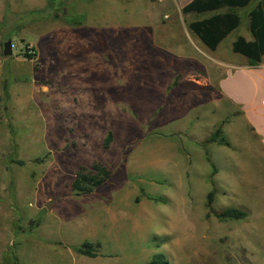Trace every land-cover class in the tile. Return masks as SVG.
Here are the masks:
<instances>
[{
    "label": "rangeland",
    "instance_id": "1",
    "mask_svg": "<svg viewBox=\"0 0 264 264\" xmlns=\"http://www.w3.org/2000/svg\"><path fill=\"white\" fill-rule=\"evenodd\" d=\"M191 1L0 0V264H76L70 249L93 241L114 264H264L259 141L234 106L198 97L248 59L232 49L239 31L202 45L189 24L208 14L184 15ZM62 24L78 34L65 53L49 34ZM220 126L230 146L208 143ZM96 164L110 179L78 195ZM230 208L246 217L215 216Z\"/></svg>",
    "mask_w": 264,
    "mask_h": 264
},
{
    "label": "trees",
    "instance_id": "2",
    "mask_svg": "<svg viewBox=\"0 0 264 264\" xmlns=\"http://www.w3.org/2000/svg\"><path fill=\"white\" fill-rule=\"evenodd\" d=\"M256 0H192L182 8L184 15L197 14L206 15V17L197 19L189 24V29L195 34L200 41L212 52H215L219 45L235 32L241 25L242 17L237 13V10L244 9L251 5ZM250 22V31L254 37L253 41H247L244 37L239 36L233 42V52L248 59L250 66H256L261 63L264 56V0H261L248 14ZM26 44L23 57L34 60L36 54L31 51ZM223 134V126L217 130L208 139V143H219L220 145L230 146V142L221 135ZM113 132H109L104 147L110 148L113 140ZM93 171L96 175H84L82 172L77 174V180L73 184V189L78 192V195L90 194L96 188L107 182L111 173L102 166L96 164L93 166ZM83 185V186H82ZM214 192L209 193L207 207L212 211V203ZM215 216L222 220H240L246 217V213L235 208L225 210ZM211 217V213L207 214V218ZM78 252L89 257L98 256V246L94 244H84L78 248ZM160 255L154 258L147 264H166Z\"/></svg>",
    "mask_w": 264,
    "mask_h": 264
},
{
    "label": "crops",
    "instance_id": "3",
    "mask_svg": "<svg viewBox=\"0 0 264 264\" xmlns=\"http://www.w3.org/2000/svg\"><path fill=\"white\" fill-rule=\"evenodd\" d=\"M47 4H52V3L51 1H47ZM252 4L246 7V8L250 7L248 14L256 6V5L252 6ZM61 11H62V7H60L59 10V13H61L62 15ZM57 14L58 13L55 12L53 17L51 18L57 21H62L65 19L63 15H62L63 16L62 20L59 19ZM72 24L75 25L74 23ZM242 24L243 22H241L240 27L235 31V33L239 31V34H237L236 38L232 41V46H233V42L239 36L244 37L247 41L254 40V37L250 31L249 18L247 17L248 31H246L245 33L240 32V29L242 28ZM79 26H81L79 27V31L81 32L83 38L84 37L87 38V36L92 37V33L90 32L88 33L86 28L83 29L82 24H80ZM76 28H77L76 26L75 27L70 26L69 28H67L64 24H62L61 27L56 28V31L49 32V34L56 33V38H59V42L63 43L64 45L65 48L64 53L66 51V44L68 42L67 41L68 37L70 36L73 37L75 40H77V38H75L78 37ZM247 28H245V30H247ZM73 30H75V32H73ZM223 42L219 45L218 49L223 44ZM70 43H72V41H70ZM82 44H83V46L81 47L83 48L82 53L90 52L91 54V51L89 50L90 47L87 45V40H83ZM218 49L216 51H218ZM11 58L12 57H5L6 59L5 61L9 63V61H11L10 60ZM247 61L248 60H242V63H240L239 65L231 67L232 70L229 69V71L223 72L218 79L216 90L209 88H207L208 89L207 90L206 88H202L199 89V91H201V93L212 92V94L214 95V98L212 97L214 101L218 100L217 102L223 103L224 105L229 104L230 106H234L236 109V111L234 112V116L237 115L242 119H244L247 127L258 139L260 149L262 151V154H264V56L262 58L261 63H259L256 66H250L249 62ZM202 94H203L202 96H198V97L205 98L206 95L204 93ZM229 123L230 122L225 123V125ZM261 195L264 196V193H261ZM108 210L114 212V209L108 208ZM107 222L109 225H112L111 221L107 220ZM91 243L98 246V250H99L98 256L94 258L82 255L78 252V248H80L83 244L82 245L78 244L72 247L73 249H70L71 256L73 259H75L76 264H94L101 262L103 264H108V262L112 263L116 261L117 259L116 254L101 251L102 250V247H100L101 244H97L95 243V241Z\"/></svg>",
    "mask_w": 264,
    "mask_h": 264
},
{
    "label": "water",
    "instance_id": "4",
    "mask_svg": "<svg viewBox=\"0 0 264 264\" xmlns=\"http://www.w3.org/2000/svg\"><path fill=\"white\" fill-rule=\"evenodd\" d=\"M12 40L9 39L7 42L4 43V50H3V54L5 57H12L14 52H13V48H12ZM52 206V203L50 202L47 207L50 209Z\"/></svg>",
    "mask_w": 264,
    "mask_h": 264
},
{
    "label": "built area",
    "instance_id": "5",
    "mask_svg": "<svg viewBox=\"0 0 264 264\" xmlns=\"http://www.w3.org/2000/svg\"><path fill=\"white\" fill-rule=\"evenodd\" d=\"M12 48H13V52L15 51H17L18 49H19V46L15 43V42H12ZM29 48L30 49H33V48H31L30 46H29ZM33 54H34V52L33 51H31Z\"/></svg>",
    "mask_w": 264,
    "mask_h": 264
}]
</instances>
